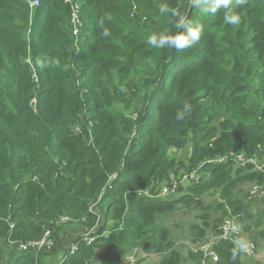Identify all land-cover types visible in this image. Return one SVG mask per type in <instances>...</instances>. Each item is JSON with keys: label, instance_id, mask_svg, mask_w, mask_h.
Here are the masks:
<instances>
[{"label": "trees", "instance_id": "1", "mask_svg": "<svg viewBox=\"0 0 264 264\" xmlns=\"http://www.w3.org/2000/svg\"><path fill=\"white\" fill-rule=\"evenodd\" d=\"M38 1L31 8L25 0H0L1 264L4 258V264H48L32 248L4 254V241H37L49 227L56 250L64 228L55 224L59 217L99 226L91 243L76 240L77 252L62 264H114L140 244L167 251L162 264H180L160 221L195 206L204 213L189 232L202 238L210 210L221 208L194 197L208 189L219 192L231 217L263 237V213L238 185L263 187L264 168L239 167L231 157L205 160L228 150L264 155V0H232L214 14L204 10L214 0H70L79 5L77 34L69 2ZM162 5L167 13H160ZM231 14L238 24L227 23ZM181 19L202 30L191 47L147 43L152 35L186 33L177 27ZM185 103L191 110L177 120ZM186 146L187 159L170 154ZM193 168L207 179L178 186V196L139 194ZM234 248L215 243L216 264H242L239 253L232 260ZM94 251L107 256L88 261ZM199 257L190 252L191 264Z\"/></svg>", "mask_w": 264, "mask_h": 264}, {"label": "rangeland", "instance_id": "2", "mask_svg": "<svg viewBox=\"0 0 264 264\" xmlns=\"http://www.w3.org/2000/svg\"><path fill=\"white\" fill-rule=\"evenodd\" d=\"M132 8L134 7L132 6ZM130 17H132V15H130ZM126 95H127L126 96L127 98L130 96V90L128 88L126 89ZM32 104H34V101L32 102ZM221 119L222 118H219L218 121H220ZM79 128H80L79 125H75L74 127H72V129H74L75 131H78ZM170 154L178 158L187 159V156L189 154V146H186L180 149L171 148ZM257 163L264 164L263 154L260 157L259 156L257 157ZM206 175L207 174L202 172L201 176H202L203 181L207 179ZM189 184L196 185L190 182H183L182 184H179V186L185 187ZM253 185H257L256 181L254 182L244 181L238 185V188L248 193L251 198L255 199L254 206L257 210L263 213L262 218H263V224H264V198H262L264 197V193L262 195L252 194L251 188L253 187ZM175 194L176 196H178L180 194V191H176ZM219 195L220 194L219 192H217V190L208 189L207 191H204L202 194L194 196L196 200L202 202L205 205L221 206L220 209L210 210V215H211L210 217L211 221L209 223L210 227L209 226L202 227L203 229L206 230V233L202 238H200L199 236L195 237V235L192 236L191 233L189 232L190 225L194 224L195 222L201 223L200 216H202L204 213L195 206H191V207L180 206L173 214L167 216L163 221H160V223L162 222V225L170 229V239L171 241H173V244H174L173 248L177 252H179L181 256L180 264H191L192 263L189 260L190 252L200 255L199 257L200 264H202L201 263L202 259L206 261L205 264H216L217 263V262L213 263L212 261H209L208 256L204 258L205 253L203 252V250H198V249L203 244H209V246L211 247L212 238L217 235L218 227L220 226L221 222L223 221V219L227 217H231L229 214V209L225 208V201ZM231 218H234V217H231ZM234 220L236 221L240 229L241 239L246 242L251 241L257 245L258 257L243 258L244 262L249 263V264H264V236L262 237L258 235L256 228L250 227V226L245 227L237 219L234 218ZM77 223L78 222H74L72 224H68V223L66 224V222L60 221V217H59V219L55 221V224L57 226H64L63 230L59 233L61 234L63 232V235L61 236V239H60L59 247H57L56 250H53L54 240L51 237L50 238L51 245L49 247L41 248L37 252H34L35 257L38 258L39 255L42 254L46 258L48 264H57L59 258L61 257V254L65 251L66 247L70 243H73L78 238H81L80 235L84 231H86L84 230V228L77 225ZM112 225H113V222L108 223L105 233L110 231ZM51 235H52V232H51ZM133 250H136V253H137L136 256L138 255V258L141 257V259L137 261L136 264H162L163 255L167 253V251L164 253H157L154 250H145L141 244L134 247ZM133 250L128 251L125 255L132 252ZM236 250H238V253L240 255L239 249H236ZM125 255L123 257H125ZM106 256L107 255L103 252L94 251V253L91 255L88 261L98 263L100 262V260L103 261ZM123 257L119 259L116 263L122 261ZM5 261H6V258H4L3 264L5 263Z\"/></svg>", "mask_w": 264, "mask_h": 264}, {"label": "built area", "instance_id": "3", "mask_svg": "<svg viewBox=\"0 0 264 264\" xmlns=\"http://www.w3.org/2000/svg\"><path fill=\"white\" fill-rule=\"evenodd\" d=\"M31 8L37 7L39 4L38 0H26ZM66 2H69L71 4L72 9V24H73V33L77 34V28L79 25V20L77 17V11L79 5L77 3H72L70 0H66ZM209 148H212V144H208ZM232 158L233 161L239 166V167H247L248 165H251L254 167V169L257 170H263L264 164L257 163V155L255 156H247L243 152H236L234 150H228L225 154H217L215 153L212 157L205 160V164H222L227 161L228 158ZM202 172H200L197 168H193L189 171L182 172L178 175H175L173 173H170L168 175V179L165 182H162L157 186L155 189H152L151 187L144 190L140 189L139 194L144 195L150 198H160V199H169L176 196V191L178 189L179 184H182L183 182H190L193 184H198L202 182ZM252 194H260L262 195L264 193V186H258L253 185L251 188ZM248 194V193H247ZM249 196V194H248ZM250 197V196H249ZM251 198V197H250ZM61 221L67 222L70 219L68 217H61ZM10 228H13V224H9ZM96 228L92 227L89 229H86L80 236L86 243H91L94 239L93 234L96 232ZM219 240H226L230 242L236 249H239L241 245L246 246V251L241 252L244 256L250 257L255 256L257 254V245L254 244L251 241H244L240 237V229L234 220V218L227 217L223 219L220 226L218 227V233L216 236L212 238V244L211 247L209 244H203L199 247L198 250H203L204 258L208 256V259L211 261H217L218 255L213 249V245L217 243ZM6 243L8 245H12L13 243H16L15 240L8 238L6 240ZM51 245L50 241V230L49 227H46L43 236L41 239L37 241H26V242H19L18 243V249L19 250H27L28 248H32L34 252H37L41 248L49 247ZM78 250V244L76 243V240L73 243H70L67 248V254H74ZM133 250V249H132ZM62 253L61 257L59 258L60 262H62L66 257L67 254ZM136 250H133L132 252L128 253L123 257V260L116 263V264H136L137 261L141 259V257L138 258V255L136 256ZM202 264H205V260H201ZM115 264V263H114Z\"/></svg>", "mask_w": 264, "mask_h": 264}, {"label": "clouds", "instance_id": "4", "mask_svg": "<svg viewBox=\"0 0 264 264\" xmlns=\"http://www.w3.org/2000/svg\"><path fill=\"white\" fill-rule=\"evenodd\" d=\"M199 2H200V0H193L194 4H198ZM231 3H232V0H214L213 5L210 8H206L204 10L205 11H210V12H212L214 14L218 8L223 7L225 9H227L230 6ZM159 10H160L161 14L167 13L169 11V9H168V7L166 5H162ZM175 14L176 13H173V15H175ZM225 19H226L227 23H229V24H233L234 25V24H238L239 23V16L235 15V14L228 15V16L225 17ZM177 27L180 28V27H187V26L185 25L184 20L181 19L179 24H177ZM201 31L202 30L199 27H197V28L187 27L186 33H177L175 35H168V34H165V33H161L159 36L152 35V36H150L148 38L147 43L150 46H152L153 48L174 47L177 50H182V49L191 47L193 44L198 42L199 39H200ZM104 35L105 36L109 35L107 30H105ZM52 63L54 65L58 64L57 61H53ZM190 110H191L190 103H185L183 105V109L177 112L176 119L177 120H183L185 115ZM5 242H6V240H5ZM67 248H68V246L66 247L64 253L67 252ZM239 251L240 252L246 251V246L245 245H241L240 248H239ZM71 255H73V254H68L67 257H69ZM237 255H238L237 251H233L232 252V257L231 258H232L233 261L236 260ZM67 257L62 262H60V260H59L57 262V264H62L67 259Z\"/></svg>", "mask_w": 264, "mask_h": 264}, {"label": "crops", "instance_id": "5", "mask_svg": "<svg viewBox=\"0 0 264 264\" xmlns=\"http://www.w3.org/2000/svg\"><path fill=\"white\" fill-rule=\"evenodd\" d=\"M262 198H264V197H262ZM12 224V223H11ZM99 226H97V227H95V228H98ZM84 230H86V228H84ZM14 248H17V244L16 243H13L12 245H7L5 242H4V248H3V250H4V254H7V253H10V251H12ZM238 251V250H237ZM240 252V251H239ZM240 255H242V256H240ZM240 255H239V257H240V260H241V262H242V264H249V263H245L244 262V259L243 258H248L247 256H244L243 254H241V252H240ZM250 257H258V252H257V254L255 255V256H250ZM59 261V260H58ZM209 261H211V260H209ZM213 263H216L217 261H212ZM0 264H1V261H0ZM2 264H3V262H2Z\"/></svg>", "mask_w": 264, "mask_h": 264}]
</instances>
